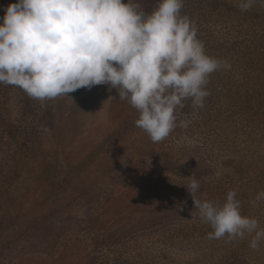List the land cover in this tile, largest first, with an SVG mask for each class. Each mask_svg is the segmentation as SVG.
Masks as SVG:
<instances>
[{
	"label": "rangeland",
	"instance_id": "obj_1",
	"mask_svg": "<svg viewBox=\"0 0 264 264\" xmlns=\"http://www.w3.org/2000/svg\"><path fill=\"white\" fill-rule=\"evenodd\" d=\"M138 2L150 12L157 0ZM238 3L183 0L206 53L231 68L210 75L202 108L184 101L188 126L163 141L110 85L41 101L0 84V264H264V240L210 239L184 186L194 175L198 198L217 204L235 190L264 228V201L250 203L264 190V0Z\"/></svg>",
	"mask_w": 264,
	"mask_h": 264
},
{
	"label": "clouds",
	"instance_id": "obj_2",
	"mask_svg": "<svg viewBox=\"0 0 264 264\" xmlns=\"http://www.w3.org/2000/svg\"><path fill=\"white\" fill-rule=\"evenodd\" d=\"M254 2L237 6L247 11ZM182 8L183 0H157L150 12L138 0H17L0 18V84L41 101L110 85L137 110L135 125L152 142L163 141L177 126H188L187 120L177 123L184 101L202 108L210 75L231 68L206 53ZM188 178L184 186L194 208L212 228L208 237L250 236L249 247L257 249L264 228L241 213L235 190L217 204L198 198L200 182ZM261 201L264 190L250 203Z\"/></svg>",
	"mask_w": 264,
	"mask_h": 264
},
{
	"label": "trees",
	"instance_id": "obj_3",
	"mask_svg": "<svg viewBox=\"0 0 264 264\" xmlns=\"http://www.w3.org/2000/svg\"><path fill=\"white\" fill-rule=\"evenodd\" d=\"M16 2H17V0H0V18H2L4 16L6 7L9 4L16 3ZM260 15H261V17H259ZM257 16H258V18H260V20L262 22H264V10H262ZM0 23H2V19H0ZM16 128L17 129H15V131L17 132V134H16L17 139H25L28 137V129L27 128H24V127H22V128L16 127ZM76 257H78V255H76ZM79 257H82V256H79ZM86 259H87L89 264H112V263L106 262L105 260L94 259V257H90L89 254L86 256ZM117 263L120 264L119 262H117ZM59 264H86V263L80 262L78 258L76 260L72 261V259H70V258L66 259V256L61 257V255H59Z\"/></svg>",
	"mask_w": 264,
	"mask_h": 264
}]
</instances>
